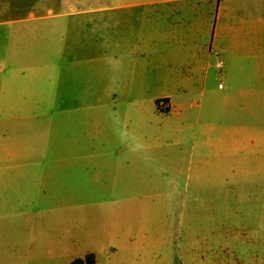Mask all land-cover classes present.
Here are the masks:
<instances>
[{"label": "rangeland", "instance_id": "374dc122", "mask_svg": "<svg viewBox=\"0 0 264 264\" xmlns=\"http://www.w3.org/2000/svg\"><path fill=\"white\" fill-rule=\"evenodd\" d=\"M16 3L0 12V264H264V60L238 30L255 0Z\"/></svg>", "mask_w": 264, "mask_h": 264}, {"label": "crops", "instance_id": "0c3cea01", "mask_svg": "<svg viewBox=\"0 0 264 264\" xmlns=\"http://www.w3.org/2000/svg\"><path fill=\"white\" fill-rule=\"evenodd\" d=\"M16 1L17 0H0V12L1 13H5L4 11H9V8L16 6ZM31 5V10L30 11H48V13H50L51 15H58L59 17H64L66 15H69L72 13L71 11V2L72 0H29ZM221 1V0H219ZM224 2H231L229 5H226L225 9H227L226 11H236L235 10V5L233 7V3L235 2V0H223ZM68 7V10L65 7ZM244 6V5H243ZM193 4L191 5V8L193 9ZM255 7H256V11H261L255 24L252 26H244L241 25L238 30L240 31H251L254 32L256 35V55L257 57L261 58L264 60V0H255ZM56 9H58V12L55 13V11H57ZM187 12V11H185ZM189 12V11H188ZM48 14V15H50ZM30 17L35 18L37 20H44V18L47 17V15L45 14H41L40 15H36L35 12H31L30 13ZM24 18H18L15 20H22ZM1 22V21H0ZM215 33L217 34H221L223 35L224 33H231L234 32L235 30L233 29L232 24H222V22L215 24ZM240 48L242 49V45L240 46ZM226 49V47L224 48ZM237 54L239 53H244L242 51H236ZM239 57L236 58V60ZM242 58V57H240ZM239 58V59H240ZM243 58H246L245 56H243ZM247 59V58H246ZM264 67V63L262 64V68ZM90 253V252H88ZM86 253V254H88ZM79 257H84V256H79ZM77 258V257H75ZM75 258H73L71 261H73ZM70 261V262H71ZM70 262H66L64 264H69Z\"/></svg>", "mask_w": 264, "mask_h": 264}, {"label": "trees", "instance_id": "16d2710c", "mask_svg": "<svg viewBox=\"0 0 264 264\" xmlns=\"http://www.w3.org/2000/svg\"><path fill=\"white\" fill-rule=\"evenodd\" d=\"M96 259L93 252L86 254L84 257H77L69 264H95Z\"/></svg>", "mask_w": 264, "mask_h": 264}]
</instances>
